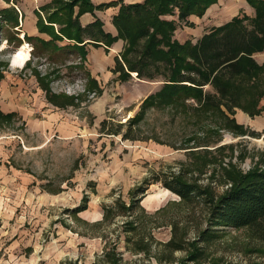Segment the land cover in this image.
<instances>
[{
	"label": "rangeland",
	"instance_id": "rangeland-1",
	"mask_svg": "<svg viewBox=\"0 0 264 264\" xmlns=\"http://www.w3.org/2000/svg\"><path fill=\"white\" fill-rule=\"evenodd\" d=\"M19 2L0 0V9ZM106 10L81 24L99 18L110 32L115 14ZM26 34L0 13V264H264V243L247 228L198 241L209 228L206 206L164 185L176 175L219 196L232 187L225 169L246 173L264 158V132L205 136L194 115L143 105L163 82L121 77V39L89 43L81 59L33 51Z\"/></svg>",
	"mask_w": 264,
	"mask_h": 264
},
{
	"label": "trees",
	"instance_id": "trees-1",
	"mask_svg": "<svg viewBox=\"0 0 264 264\" xmlns=\"http://www.w3.org/2000/svg\"><path fill=\"white\" fill-rule=\"evenodd\" d=\"M218 1L144 0L125 3L124 0H115L95 5L92 0H53L40 8L47 14L45 20L40 11L36 13L39 32L50 35V41L28 34L25 39L36 42L33 51L38 48L51 49L56 53L73 52L81 55V59L86 58L87 44L103 43L111 47L121 39L126 43L122 61L118 60L121 77L127 79L135 74L150 81L161 78L163 82L162 88L150 95L143 105L194 115V126L206 131L205 136L215 135L219 130L242 136L248 129L235 118L237 109L251 116L259 115L263 110L260 103L264 97V64H260L254 55L264 52V0H246L255 10L254 16L245 13L235 16L229 22L212 28L196 42L191 39L181 42L175 36L182 25L193 26L189 17L203 18ZM113 6L119 7L113 17L116 35L103 29L104 23L99 18L86 26L81 24L84 14L95 15L96 10ZM0 13L2 19L12 20L15 27L19 26L16 9L4 8ZM65 40L68 43L58 45ZM189 100L194 101L196 107L190 106ZM192 141L196 143L197 139L194 137ZM219 148L223 149V146ZM218 159L213 157L209 162ZM263 160L261 158L246 173L234 166L233 171L225 169V177L232 187L219 196L207 192L201 185L182 181L180 176L174 175L165 181L166 189L176 193L180 199L201 201L206 206L209 228L198 241L213 240L221 227H232L247 228L264 243ZM145 191L144 188L140 193ZM168 245H175L174 241ZM174 248L180 249V246ZM197 258L198 253H192L189 261Z\"/></svg>",
	"mask_w": 264,
	"mask_h": 264
},
{
	"label": "crops",
	"instance_id": "crops-1",
	"mask_svg": "<svg viewBox=\"0 0 264 264\" xmlns=\"http://www.w3.org/2000/svg\"><path fill=\"white\" fill-rule=\"evenodd\" d=\"M51 0H21L19 2V5L15 6L16 11L18 12V21L19 26L23 27L25 30V33L29 34L30 36H38L44 39H47L48 35L45 33H40L39 30L36 27L37 17L35 14L37 11H40V7L50 2ZM93 3L96 5L110 2L112 0H92ZM126 3H137L142 2L144 0H124ZM41 3V4H40ZM7 8V6H1V9ZM118 8H110L107 9L105 12L109 17H112V15L116 14L118 12ZM41 12V11H40ZM242 12L249 15L250 17L254 16L255 10L246 2V0H219L218 4L212 5L205 15L202 17L197 16H191L189 17L192 23H195L194 27H184L183 29H178L175 33L176 38L184 42L188 40L189 38L192 39L193 42H196L201 36H203L205 33H208L212 28L219 27L227 22H229L232 18L235 16L240 15ZM42 13V12H41ZM84 22L86 24L91 23V19L85 18ZM56 28L58 27L55 25ZM110 32L117 33L116 28L112 26L108 30ZM179 32H190V36L181 39L179 37ZM119 47V44H117ZM261 54L264 57V52L258 53ZM256 54V55H258ZM254 55L255 59L259 62L257 59L258 56ZM260 64H264V58H262V61L259 62ZM260 107L263 109L262 112L259 115L251 116L248 113L244 112L243 110L237 109L235 118L238 120L239 124H242L245 128L250 129L255 132H264V97L261 100Z\"/></svg>",
	"mask_w": 264,
	"mask_h": 264
},
{
	"label": "clouds",
	"instance_id": "clouds-1",
	"mask_svg": "<svg viewBox=\"0 0 264 264\" xmlns=\"http://www.w3.org/2000/svg\"><path fill=\"white\" fill-rule=\"evenodd\" d=\"M17 59L19 60V59H26V55H25V53L23 52V51H21L20 53H18V55H17ZM16 63V60H14L13 61V64H15Z\"/></svg>",
	"mask_w": 264,
	"mask_h": 264
}]
</instances>
